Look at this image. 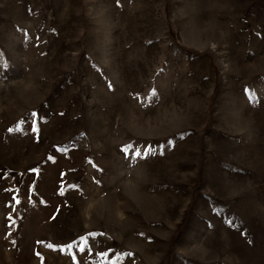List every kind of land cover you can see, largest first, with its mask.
<instances>
[{
    "label": "rangeland",
    "instance_id": "obj_1",
    "mask_svg": "<svg viewBox=\"0 0 264 264\" xmlns=\"http://www.w3.org/2000/svg\"><path fill=\"white\" fill-rule=\"evenodd\" d=\"M0 264H264V0H0Z\"/></svg>",
    "mask_w": 264,
    "mask_h": 264
}]
</instances>
